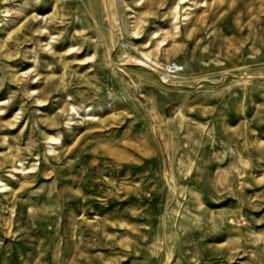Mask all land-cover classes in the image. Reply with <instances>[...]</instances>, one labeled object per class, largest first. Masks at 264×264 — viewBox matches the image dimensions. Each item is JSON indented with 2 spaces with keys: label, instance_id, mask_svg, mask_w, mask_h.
<instances>
[{
  "label": "rangeland",
  "instance_id": "obj_1",
  "mask_svg": "<svg viewBox=\"0 0 264 264\" xmlns=\"http://www.w3.org/2000/svg\"><path fill=\"white\" fill-rule=\"evenodd\" d=\"M0 264H264V0H0Z\"/></svg>",
  "mask_w": 264,
  "mask_h": 264
}]
</instances>
